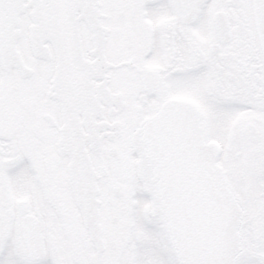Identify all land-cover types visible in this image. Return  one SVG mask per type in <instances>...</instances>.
<instances>
[{
	"label": "snow or ice",
	"instance_id": "obj_1",
	"mask_svg": "<svg viewBox=\"0 0 264 264\" xmlns=\"http://www.w3.org/2000/svg\"><path fill=\"white\" fill-rule=\"evenodd\" d=\"M0 264H264V0H0Z\"/></svg>",
	"mask_w": 264,
	"mask_h": 264
}]
</instances>
